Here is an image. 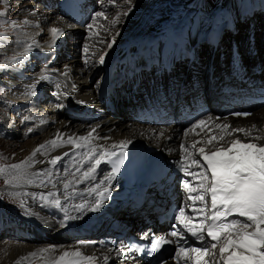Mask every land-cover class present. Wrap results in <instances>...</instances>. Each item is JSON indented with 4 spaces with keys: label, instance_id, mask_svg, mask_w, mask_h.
I'll return each mask as SVG.
<instances>
[{
    "label": "bare ground",
    "instance_id": "6f19581e",
    "mask_svg": "<svg viewBox=\"0 0 264 264\" xmlns=\"http://www.w3.org/2000/svg\"><path fill=\"white\" fill-rule=\"evenodd\" d=\"M37 1H40L42 6H33L40 12L45 10V14L42 19L36 17L37 19L25 22L30 32L37 28L38 24L48 22L52 18V12H57L59 8L64 7L67 11L70 7L74 14L77 13L76 16L66 11H63V14L77 20L78 17L90 15L87 6L92 7L98 3L97 0H60V4L56 0ZM115 1L119 5L109 4L106 12L122 15L123 10L124 13L126 10L128 14L123 15L120 22L111 20L106 23L104 18H100L99 23L96 22L91 41L92 44L97 41L96 44L102 45V48L99 47L94 64L85 62L83 58H77V38L83 35L81 24H78L76 28L69 26L71 29L67 31L62 24L61 28L57 29L61 30L63 35L59 32L54 34L51 30L56 27L50 28V25V31L40 33L38 28L35 30L36 35L33 37L36 47L32 50L31 57L39 59V52H42V56L49 60L42 69L32 71L30 65H25L26 63L23 67L0 66V73H6L5 86L10 94L8 97L12 98L5 101L6 104H9L8 101H15L14 99L18 104L21 99L26 98L21 97L30 91L28 86L35 83L41 75H48L50 79L39 83L37 97L41 102L48 99L54 101V104H51L53 102L51 100L50 104L40 107L38 111L36 110V114L31 110L32 112L30 111L27 115L29 116L27 120L34 122L33 125H35L32 133L39 136L23 144L25 148L19 151L20 157L25 158L27 163L21 168L22 178L18 182L19 187L16 185L15 187L21 202L25 204V212L21 215H0V223L5 226L0 235L3 236L6 233V240L0 243L1 264L15 262L30 264L29 260L31 262L34 260V264H134L117 255L119 241L114 239L117 231L114 232L112 228L119 220L128 218L131 209L126 204V199L133 193L131 187L135 183L124 174H112L113 166L107 160L112 152L118 153L132 147L150 144L162 147V152L167 154L177 151L179 155L185 157L187 153L182 151V143L191 145L194 141H207L211 135L218 138L224 137L223 140L214 141L215 146L228 147L230 141L235 138L249 142L251 137H259L252 142L264 145V106L255 108L251 117L214 118L207 121L203 130L192 129L191 124L186 127L176 123L149 124L140 120L131 111L138 105L137 102H133V96L141 97L156 82H174L179 79L178 70L167 67L165 61L170 55H178L183 45L192 43L199 37L209 36L214 39L212 44L214 51L209 56H214L216 67L214 73L219 79V73L224 71L221 69L228 68V61L232 53L236 52L243 58V65L239 67L240 74L253 77L254 74L249 72L247 64L260 61L264 56V32L258 31L259 28L264 27V14H260L259 20L252 24L249 31L242 27L236 29L235 22L238 24L245 20L247 15L258 10L259 7H253L257 5V0H248L239 17L227 22H225L227 18L237 15L236 0H218L216 4L208 0H163L164 4L149 7L144 6V0L139 2L131 0L135 4L132 5L131 11L126 9L127 0ZM145 1L153 2L154 0ZM259 5L261 6L260 2ZM188 7L189 10H187ZM199 7L202 10L195 14ZM10 11L8 10L5 14L8 18L17 14ZM246 11H248L247 15ZM100 23H104L111 29L104 41L98 36V33H104ZM219 31L224 32L226 36H220ZM257 31L261 36L256 33ZM243 33L246 34L243 35ZM113 37H115V43L108 48L107 45L112 42ZM238 38L243 40L239 42ZM3 43L7 46L5 50L14 49L12 41H2L1 45ZM234 44H237V47L232 48ZM87 46L88 43H86L88 51L90 46ZM60 48H68L75 56L67 58L68 52H66L67 57L59 59L62 54L56 53L60 51ZM2 49L0 48V51ZM198 50V59H201L205 55L204 45L200 44ZM220 53L223 56L222 59H219ZM102 54H106L105 62L100 64L98 60ZM246 56L250 63L244 60ZM261 63L264 65L263 62ZM104 64L107 72L97 89L89 78L103 68ZM180 64L181 61L175 62V67ZM195 67L199 69L198 65ZM196 75H201L199 70L196 71ZM187 77H185L184 86L188 88L190 81L193 80ZM168 91L172 95L177 89L171 91L166 88L164 91L156 92L151 105L164 102L168 98ZM142 102L141 99L140 103ZM12 118H15V121L19 120L15 113ZM217 123L221 125L227 123L233 128L247 129L251 137L240 132L228 135L231 129L217 128ZM253 125L256 127L253 128ZM93 129L95 132L92 138L83 141L79 139L87 137ZM69 137L72 138L73 144L66 143ZM53 139H56V144L60 146L54 147L50 143ZM121 141L128 142L126 148L119 147ZM42 144L45 148L33 157L34 150ZM213 145L197 144V147L212 148ZM93 150L96 153H107V155L101 158V164L87 179L76 183V179H79L82 173L91 167L93 161L88 159V154ZM187 152L194 153L195 149L188 148ZM64 153L68 155L64 156ZM56 155H61L63 158L56 166H53L49 161ZM190 162L191 157L184 159L185 165H189ZM77 168H80L79 173H76ZM190 171H195V168L193 167ZM72 173H76L75 179ZM208 175L210 176V173ZM187 179L190 186L199 184V176L188 175ZM68 182H71V187L65 189L64 184ZM97 186L100 192H103L105 188L108 192L103 196L97 195L96 192L91 191ZM41 194L44 198H41ZM55 199L60 200L61 206L58 207L53 202ZM97 200L101 201V205L93 211ZM80 205L83 207H79ZM190 206L191 204L188 207L189 216L196 217L197 214ZM202 206L197 201L196 208L199 209ZM77 251L82 254L80 257L73 255ZM64 252H68L69 255L61 259ZM85 257H93V260L89 261ZM105 257H108L107 261ZM177 259L174 257L167 260L166 264H177ZM135 263L142 264L139 259ZM180 264H184V261L180 260ZM188 264H193V261L189 260Z\"/></svg>",
    "mask_w": 264,
    "mask_h": 264
},
{
    "label": "snow or ice",
    "instance_id": "6c2138e0",
    "mask_svg": "<svg viewBox=\"0 0 264 264\" xmlns=\"http://www.w3.org/2000/svg\"><path fill=\"white\" fill-rule=\"evenodd\" d=\"M127 2L131 3V0H127ZM127 14L128 12L124 13V15ZM3 15L5 13L0 12V16ZM101 15L103 14L96 13L97 17ZM51 31L54 34L59 32L63 35V32L57 28H53ZM114 43L115 37H113L112 42L108 43V48H111ZM105 55L102 54L99 57L98 63L103 64L105 62ZM48 79H50L48 75H41L35 83L28 86L30 91L26 92L25 95L37 96L39 83ZM57 87L59 86L57 85ZM250 114L248 112H233L230 115L247 117ZM27 119L28 117H25V120ZM212 119L211 116L199 118L191 124V128L203 130L207 121ZM216 127L231 129L228 135L240 132L251 137L247 129L233 128L227 123L223 125L217 123ZM252 127L255 128L256 126L253 125ZM31 131L32 129H29V132ZM93 132L95 129L89 132L87 137H80L79 139L82 141L90 139ZM223 139V136L218 138L211 135L207 141H194L191 145L181 144L182 151L187 153L185 157H182V160L191 157L189 165L181 166L182 171L185 176H199L198 186H190L188 180H183V187L188 191V199L193 201L194 205L195 202L199 201L204 207L199 209L193 207V212L197 214L199 220L198 223L190 222L189 218L185 216V208L181 207L175 213L176 222L172 224V230L166 235L151 238L150 248L145 249L149 254L160 252L164 245H174L175 258H178L177 264H180V260H183L184 264H188L189 260H192L193 264H264V145L252 142L259 137H251L249 142L235 138L230 141L228 147L213 145L214 141ZM50 143L54 147L60 146L56 144V139ZM66 143L73 144L72 138L69 137ZM127 144V141H121L119 147L126 148ZM197 144L213 145V147H197ZM74 146L79 147L80 145ZM43 148L45 145H38L32 156L35 157ZM188 148L195 149V152H187ZM63 155L66 156L68 153ZM105 155L107 153H96L95 150L90 152L88 159L92 160L93 163L82 173L79 179H76V183H81L87 179L101 164V158ZM111 155L116 154L112 152ZM62 158L61 155L53 156L49 163L56 166ZM25 163L13 164L10 168L12 170L21 169ZM123 163L124 156L121 154L116 159L112 174L117 173ZM205 165L206 167H204ZM193 167L195 171H190ZM5 171L7 169L0 167V174ZM79 172L80 168H77L76 173ZM76 173L71 174L74 179ZM64 187L65 189L71 187V182L65 183ZM91 191L103 196L108 192V189L105 188L103 192H100L97 186ZM48 195L53 194L48 193ZM206 196H210V204L206 200ZM41 198H44L43 194H41ZM53 202L58 207L61 206L59 199H55ZM100 205L101 201L97 200L96 207L92 210L96 211ZM79 207H83V205ZM68 219H72V217H68ZM149 235V233H145L142 238H147ZM189 237L193 238L194 242H199V246L185 247ZM126 249V251L117 250V255L124 257L133 250H138V246L130 244L126 246ZM68 255V252H64L61 259ZM73 255L80 257L82 254L77 251ZM85 259L91 261L93 257H85ZM107 259L108 257H105L106 261ZM157 264H166V262L158 261Z\"/></svg>",
    "mask_w": 264,
    "mask_h": 264
},
{
    "label": "rangeland",
    "instance_id": "374dc122",
    "mask_svg": "<svg viewBox=\"0 0 264 264\" xmlns=\"http://www.w3.org/2000/svg\"><path fill=\"white\" fill-rule=\"evenodd\" d=\"M111 1H114V0H111ZM118 1H122V0H118ZM213 1L216 2L217 0H213ZM34 2L35 1H33V0H0V12H3L6 14L8 12V10H11L10 11L11 13L12 12L17 13L16 15L15 14L11 15L10 18L6 17L5 15L0 16V48H3L0 51V66L5 67L6 65H10V66H15V67H21V66L23 67L24 63H26V61H27L28 55L31 56L32 50L36 47L34 44V37L36 35L35 30L39 29L40 33H42L43 31L47 32V31L51 30L50 29L51 27L55 26L56 28H61L60 25L63 24L62 27L65 28L64 30L67 31V30L71 29V27H69L71 25L75 26V27L78 26V23H75V22L69 20L67 17H64L60 13L55 14L52 12V14H51L52 18H50L48 20V22H46L44 24H38L36 26L38 29L34 28V30H32L30 32L29 31L30 29H28V27L26 26V23L32 21L33 19H37L38 17H39L38 19H42L43 15L45 14V10H43V12L41 11L42 13L40 11H37L38 8L36 10L37 6H42V5L40 3L36 4ZM97 2L96 3L99 4V1H97ZM239 2L241 3V0H239ZM116 4L117 3H113L112 5L116 6ZM131 4L133 5L134 2H131ZM195 4H197V3H195ZM33 5H35L36 7H34ZM118 5H119V3L117 4V6ZM128 5H129V3L127 2V6ZM240 5L241 4H239V9H241ZM187 10H189V7L187 8ZM36 11H37V15L34 14V13H36ZM239 12H241V10H239L238 13ZM113 14L112 13H106L105 14L106 19L108 18L107 19L108 21L116 20L117 16L115 15V13H113ZM123 15H124V10H123V14L121 15V17H123ZM90 20H91V18L89 17L87 19V21L86 20L84 21V23L82 25L86 26V24H87L89 27L85 32H84V30H82V32L80 31L83 34V36L81 35L82 37L80 36L79 38H77L80 40L79 47L77 48L78 52H76L77 56H78L77 58H83V57H81V55H82L83 49L86 48V43L92 44L91 38L89 36L91 35V31H92L91 28H92L93 22L90 23ZM118 22H120V21H118ZM52 23L55 25H53ZM88 23L91 25H89ZM49 25H50V28H49ZM105 26L106 25L104 23H102V29H103L104 33H100V38L106 40L107 39L106 36L110 33V29L108 28V26H106V27ZM40 27H41V29H40ZM241 27H242V29H244L243 24ZM260 30L261 31L263 30V32H264L263 27L258 29V31H260ZM258 31L256 33L261 36V34H259ZM92 32H94V30ZM29 34H30V36H29ZM245 34L246 33H243V35H245ZM33 35H34V37H33ZM85 35H87V36H85ZM28 37L31 39H29ZM239 38H241V37H239ZM5 40L12 41L13 48H14L13 50L12 49L11 50H8V49L5 50V48L7 47L5 45L6 43H3L1 45V42L5 41ZM24 44L26 46H24ZM27 47H29V48H27ZM62 50H63V53L65 54V49H62ZM206 50H207V48H206ZM21 51H23V52H21ZM79 51H80V53H79ZM67 52H68V57L66 54V55H62L61 57H59V59L62 57L70 58L71 56H75V54L71 53L70 50ZM33 56L35 57V55H33ZM16 57H19V59L15 60L14 58H16ZM22 58L26 59V60L22 61ZM36 59H37L36 64H34L32 66H31V64H29L30 69H32V71H36V70L43 68V67L39 68L38 63L40 62V60H38V58H36ZM59 59H58V61H59ZM64 59H66V58H64ZM34 68H35V70H34ZM201 68H202V66H201ZM23 70H25V68H23ZM24 72H26V71H24ZM202 72H204V70H202ZM5 76H6L5 72L0 73V130H2V129L6 130L7 129V121H9V123H13V121L11 120L13 113H15L19 118V120H16V122H19L20 118H21L20 113L16 111V109L19 108V106L17 108L13 107V105H17L15 103L16 99H14L15 101H8L9 104L8 103L6 104V102H5L7 100L12 99V98L8 97V96H10V94H8V92L6 90V86H4V84L6 83ZM99 76H100V74L98 75V73H97V74H94L92 76V79H90L91 83H93L94 85L96 84L95 87H97V79L99 78ZM2 98H3V100H1ZM48 103L49 102L46 101V102H44V105L48 104ZM39 105L40 106H36V107L34 105H30L28 111L30 112L32 110L36 114V112L41 107V104H39ZM126 109H128L127 106H126ZM39 113H40V111H39ZM249 116L251 117V115H249ZM15 118H13V119L15 120ZM28 124H34V123L24 124V125H22L21 129H15L12 132L7 133L5 136H3L2 133H0V167L7 169V171H5L3 174H0V212L3 211L2 213H4V212H7V213L20 212L21 214H23L25 212V209H24L25 204L23 202H21L20 195L16 189V187H19L18 182L22 178V176H20L21 169L12 170L10 168V166L13 164H21V162L27 163V161H25V158L20 157L21 154H19V153L25 148L23 144L28 143V141L31 142V141H33V139H36L37 136H39L38 134H35L32 132H30V133L26 132V130L28 129L26 127ZM25 136H26V138H25ZM12 179H14L15 181L14 182L10 181ZM15 185H16V187H15ZM21 214H18V215H21ZM0 215L4 216L3 214H0ZM10 217H12V216H10ZM3 231H4V229H1L0 233H2ZM5 237H6V233L3 236L0 235V243L4 242L6 240ZM39 244H41V242ZM31 252H33V250ZM0 257H1V255H0ZM29 263L34 264L35 262H34V260L32 262H31V260H29ZM0 264H1V258H0ZM14 264H19V263L15 262ZM20 264H25V263H20Z\"/></svg>",
    "mask_w": 264,
    "mask_h": 264
}]
</instances>
